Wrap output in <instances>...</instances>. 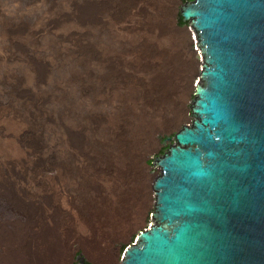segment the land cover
<instances>
[{
  "label": "rangeland",
  "instance_id": "obj_1",
  "mask_svg": "<svg viewBox=\"0 0 264 264\" xmlns=\"http://www.w3.org/2000/svg\"><path fill=\"white\" fill-rule=\"evenodd\" d=\"M62 1L0 0V102L14 94V80L27 57L55 58L56 51L64 50L63 43L54 44V29L46 20ZM81 1L87 8L80 40L84 53L55 58L54 87L46 89L55 95L48 104L55 116L54 147L48 148L53 135L43 133L36 147L39 166L22 173L14 168L8 183L0 185V264H30L34 249H50V234L46 242L33 244L45 215L56 216L62 241L56 245L58 256L43 264H76L78 257L121 264L126 248L153 224V179L159 175L153 163L193 121L202 56L192 28L180 25L181 8L189 1L145 0L140 29L106 7L111 0ZM9 25L42 31L30 38L23 34L27 43L21 40L26 44L21 50L13 42H21L22 34L16 39L7 35ZM32 88L41 92L43 85ZM138 108L146 109L144 119L136 115ZM123 109L130 116L121 134L116 122ZM177 119L176 127L160 128ZM49 158L54 160V185L38 176L41 162ZM91 222L98 232L88 236ZM7 232L10 239L1 235ZM6 238L17 246L13 252Z\"/></svg>",
  "mask_w": 264,
  "mask_h": 264
},
{
  "label": "water",
  "instance_id": "obj_2",
  "mask_svg": "<svg viewBox=\"0 0 264 264\" xmlns=\"http://www.w3.org/2000/svg\"><path fill=\"white\" fill-rule=\"evenodd\" d=\"M182 20L202 56L193 121L159 159L125 264H264V0H191Z\"/></svg>",
  "mask_w": 264,
  "mask_h": 264
},
{
  "label": "bare ground",
  "instance_id": "obj_3",
  "mask_svg": "<svg viewBox=\"0 0 264 264\" xmlns=\"http://www.w3.org/2000/svg\"><path fill=\"white\" fill-rule=\"evenodd\" d=\"M144 2L145 0H111L110 4H106V7H110L114 11H120L129 18V23L133 21L131 27L140 29L144 26ZM184 7L185 4H183L181 8L182 18ZM86 19L87 8L84 6L81 0H64L58 6H54L51 15L46 20L47 23L49 21V24H52V28L54 29V44L60 43L62 45L63 43V45H65L63 51H56V49L61 46H58L59 44L57 45L58 47L55 49L56 53L54 51L55 55H53L55 58L61 59L60 56L62 54L78 56L84 53L85 48L80 43V40L83 39V26L86 22ZM41 31V28H38L35 31V29L28 30L25 27L22 28L15 25H9L6 27L7 35L12 36L14 34L15 39L17 36L20 38V35L22 34V39H20V41L26 39L23 36L25 33L28 34L27 37L30 38L33 36H38ZM13 43H16L17 47H19L21 50L26 49L25 43H27V41L25 43L23 41L19 43ZM183 43L185 44L186 40H183ZM55 58L43 57L42 59L27 57L24 60L26 64L25 69H23L22 74L16 77V80H14L18 85V87L14 88V94L7 102H0V185L8 183L10 180L8 172L14 171V168L22 173L23 170L27 168L36 169V167L39 166L40 162L36 147L42 141L43 133L47 132L50 135H53V139L50 140L48 148L52 149L54 147L55 116L54 111L52 112L51 108H48V104L49 102H54L55 95L53 94V91L46 92V89L49 87H54V81L51 74L54 71V67L57 66L55 62L57 59ZM34 85H43L42 90H44V88L45 90H41L40 92L36 88L38 90L36 93L32 88ZM14 86L15 85H13V87ZM159 92H161V90H159ZM145 112L146 109L138 108L136 115H138V118L144 119L146 115ZM129 116V109H123L120 112L119 118L116 122L117 133L120 132L122 134L124 132L125 125L127 124L125 119ZM178 123L179 119L173 120L172 122L164 123L160 128L162 130L172 129L176 127ZM159 159L160 157H157L155 163H153L154 168H157ZM41 166L42 172L39 173L38 176L41 177L46 183L54 185V160L52 161L49 158L44 162H41ZM146 167L147 169L151 168L148 164H146ZM153 180V190H155L156 178ZM143 182L146 184L145 180ZM50 192H54V190L50 189ZM45 217L47 221L38 222V230L35 234V237L33 238V244H42L45 241L46 236L50 234V249L48 250L47 248L46 252L44 253L40 248L34 249V253L30 256V264H43L44 261H52L55 259L54 257L58 256L59 248L57 249L56 245L62 241V237L59 235V226L61 225L58 223L56 216L45 215ZM112 217L113 219L111 220L115 221L114 219H116V217ZM89 225L92 226V229L88 236L93 235L94 231L95 233L98 232L99 226L97 227V224L91 222ZM147 232L148 229L141 231L137 236L136 243L131 244L126 248L121 260V264H125L126 255H138L139 243L143 239L147 238ZM20 233L21 230L16 229V238L18 242H20ZM1 235H5L8 239L11 238V234L8 232L1 233ZM7 238L6 241L8 244V249H11L13 252L14 248L17 246H14L13 242ZM25 249L27 251L32 250L29 246H25ZM76 264L93 263L78 257Z\"/></svg>",
  "mask_w": 264,
  "mask_h": 264
},
{
  "label": "flooded vegetation",
  "instance_id": "obj_4",
  "mask_svg": "<svg viewBox=\"0 0 264 264\" xmlns=\"http://www.w3.org/2000/svg\"><path fill=\"white\" fill-rule=\"evenodd\" d=\"M185 1H189V0H185ZM189 2H190V1H189ZM186 3H187V2H186ZM168 139L172 140V138H168ZM168 139L164 140L163 142L166 143V142L168 141ZM170 146H171V145H168V148H169ZM168 148H167V150H168ZM167 150H166V152H167ZM166 152H165V153H166Z\"/></svg>",
  "mask_w": 264,
  "mask_h": 264
},
{
  "label": "trees",
  "instance_id": "obj_5",
  "mask_svg": "<svg viewBox=\"0 0 264 264\" xmlns=\"http://www.w3.org/2000/svg\"><path fill=\"white\" fill-rule=\"evenodd\" d=\"M189 1H191V0H189ZM180 25H181V26H186V25H187V23H184V22H183L182 17H181V19H180Z\"/></svg>",
  "mask_w": 264,
  "mask_h": 264
}]
</instances>
